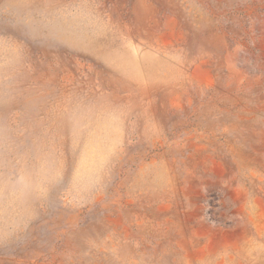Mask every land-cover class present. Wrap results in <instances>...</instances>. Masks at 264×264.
<instances>
[{
  "label": "rangeland",
  "instance_id": "374dc122",
  "mask_svg": "<svg viewBox=\"0 0 264 264\" xmlns=\"http://www.w3.org/2000/svg\"><path fill=\"white\" fill-rule=\"evenodd\" d=\"M0 264H264V0H0Z\"/></svg>",
  "mask_w": 264,
  "mask_h": 264
}]
</instances>
